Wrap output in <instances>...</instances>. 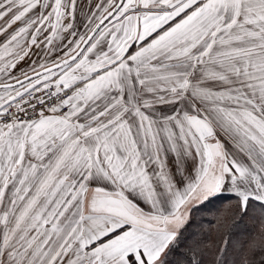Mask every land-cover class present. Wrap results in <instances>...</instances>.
<instances>
[{"label": "snow or ice", "instance_id": "6c2138e0", "mask_svg": "<svg viewBox=\"0 0 264 264\" xmlns=\"http://www.w3.org/2000/svg\"><path fill=\"white\" fill-rule=\"evenodd\" d=\"M0 264H264V0H0Z\"/></svg>", "mask_w": 264, "mask_h": 264}]
</instances>
